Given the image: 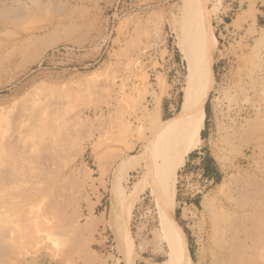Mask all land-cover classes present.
Segmentation results:
<instances>
[{
    "label": "rangeland",
    "instance_id": "rangeland-1",
    "mask_svg": "<svg viewBox=\"0 0 264 264\" xmlns=\"http://www.w3.org/2000/svg\"><path fill=\"white\" fill-rule=\"evenodd\" d=\"M202 2L0 0V139L25 92L56 122L0 145V264H170L176 232L140 172L153 152L142 147L181 110L179 39L195 15L213 37L214 85L202 142L177 173L175 230L190 264H264V4ZM26 219L41 233L17 250Z\"/></svg>",
    "mask_w": 264,
    "mask_h": 264
},
{
    "label": "bare ground",
    "instance_id": "bare-ground-1",
    "mask_svg": "<svg viewBox=\"0 0 264 264\" xmlns=\"http://www.w3.org/2000/svg\"><path fill=\"white\" fill-rule=\"evenodd\" d=\"M203 3L204 2L200 0L199 6H202L201 8L204 12L207 11L209 7H207L208 2L206 4ZM189 13L191 14L190 11ZM195 16L188 21V26H186L188 29L185 31L184 36L179 39L180 49L184 59L188 63V76L183 89L181 110L178 116L171 120L172 122L163 132L161 131L162 126H158L157 134L153 138L152 143L142 147V149H146L147 151L151 150L155 152V154L152 152V157L147 167L140 170V172L142 175H147L152 178V193L158 200H160L158 203H163L159 205H163L164 207L166 224L172 232H176V237L171 239L172 249L169 261L170 264H190L191 256L185 244V240L182 234L175 230L174 203L176 201L177 173L179 168L185 163L187 157L192 153V151L197 149L202 142L201 135L204 130L206 120V103L214 85L213 73L215 66V50L213 45H211L213 37L210 33L207 20H205L203 16L202 20L195 18ZM45 104L47 103H43L42 99L35 91L23 93L14 102L13 108L18 113L16 118L17 130L16 132L9 133L0 139L2 151L6 153L7 151L16 149L14 147L21 143H27L28 138L22 132V129L25 127L45 128L47 130V128H50L49 126H52L53 123L55 125L56 122H53L54 117L52 110ZM59 123L57 126H59ZM52 128H54V126H52ZM136 148V146L129 147L126 152L127 157L133 153ZM13 156L15 157V155H12V157ZM119 159L122 160L123 158L120 157ZM7 202L11 203L12 201L10 202V200H8ZM11 205L15 207L14 203ZM11 205L9 206L11 207ZM27 206L28 205H26V207ZM161 206L160 208H162ZM20 209L22 210V207H20ZM132 209L133 204L130 207L129 214H131ZM25 221L28 225H25V228L16 230V232H13V235H11L12 239L10 241L17 250L36 241L38 234L41 233L40 227L43 226L38 221H35L34 223H32L29 219H26ZM215 234L217 240H222V237L224 236V229L219 228V231L217 230ZM90 258L92 257L90 256ZM83 264H87V262H84Z\"/></svg>",
    "mask_w": 264,
    "mask_h": 264
},
{
    "label": "trees",
    "instance_id": "trees-1",
    "mask_svg": "<svg viewBox=\"0 0 264 264\" xmlns=\"http://www.w3.org/2000/svg\"><path fill=\"white\" fill-rule=\"evenodd\" d=\"M206 114L208 115V110L206 109ZM205 177L211 180H219V172L215 167V162L212 158H209L205 162Z\"/></svg>",
    "mask_w": 264,
    "mask_h": 264
},
{
    "label": "crops",
    "instance_id": "crops-1",
    "mask_svg": "<svg viewBox=\"0 0 264 264\" xmlns=\"http://www.w3.org/2000/svg\"><path fill=\"white\" fill-rule=\"evenodd\" d=\"M241 1L242 0H237V5L236 7H241ZM260 3L264 4V0H244V5L249 6L250 4L258 6Z\"/></svg>",
    "mask_w": 264,
    "mask_h": 264
}]
</instances>
